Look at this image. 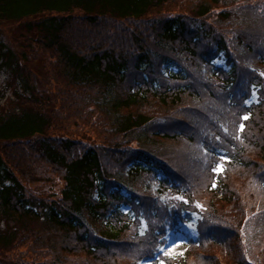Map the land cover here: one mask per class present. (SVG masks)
Segmentation results:
<instances>
[{"label": "trees", "instance_id": "1", "mask_svg": "<svg viewBox=\"0 0 264 264\" xmlns=\"http://www.w3.org/2000/svg\"><path fill=\"white\" fill-rule=\"evenodd\" d=\"M253 1L0 0V264H264V11ZM171 4L190 12L165 20ZM176 116L180 126L160 124ZM47 170L61 188L37 193ZM171 191L188 203H160ZM232 201L249 217L239 229L223 216ZM199 216L184 256L155 258L157 232Z\"/></svg>", "mask_w": 264, "mask_h": 264}, {"label": "rangeland", "instance_id": "2", "mask_svg": "<svg viewBox=\"0 0 264 264\" xmlns=\"http://www.w3.org/2000/svg\"><path fill=\"white\" fill-rule=\"evenodd\" d=\"M164 12L165 13H162L160 15H164V19L167 20L169 18L175 17L176 13H189L190 11H188L187 8L186 9H181L178 5H176V7L173 8L172 4H171V5H169L168 7L165 8ZM194 19L192 20L193 23L199 22L198 20H194ZM144 28L145 27H143V29ZM213 28L218 29L219 25L217 23H214L211 29H213ZM5 30L7 31L8 37H10L14 42H17L19 47L23 46V44H22V42H23L22 33L24 31L23 28H21L18 24H14L13 26H7V28H5ZM16 40H19L21 42H18ZM31 50L32 49H28V51H31ZM35 68H34L35 72L37 71L40 74H44L43 64L37 63L35 65ZM49 79H50V77H49ZM2 82H3V79H2V77H0V84H2ZM9 93H11V92H9ZM161 121L162 122L160 124H163V125H167V124H170V123H177V125L180 126V124H181V123H179L180 120L177 119V116L175 117V120L173 118H171V117H166L165 120H161ZM241 129H243V125L241 126ZM181 143L182 142L175 143V144H173V146H179L180 147ZM185 146H186V144L184 143L183 147H185ZM220 171H222V165L217 161V162H215V165H214V168H213V173H218ZM45 173H47V174L36 185L38 188H40L36 192L39 193L41 191H46V194H48V193H52L53 190H55V189L57 191L60 190L62 182L60 184V181H61L60 178L56 177V176L59 175L58 174L59 172H55V171H52V170H49V171L47 170ZM48 173H54L55 174V175H53L54 183H52V179L53 178L50 179V180L48 179ZM50 183H52L53 187L49 186ZM241 186H244V184H241ZM185 196L186 195H181V194L179 195L177 193H173V191H172L171 193L164 195V200L169 206L177 207L178 203H182L184 205H186L188 203V199H186ZM244 201H245V199H244ZM250 202H251V199L247 198L246 199V204H245L247 206V208L249 207ZM233 203H234V201H232L230 203H226L227 204V208L226 209H232L233 208V211L228 212V210L224 209L223 212L225 213V215H223V216H226L225 220L229 219L227 217H231V216L234 217L235 216V220L234 221L231 220V225L230 226H233V228L237 227V229H239V227L241 225L244 226L245 224H247L246 221L248 220L249 217L248 216L247 217L244 216V210L242 209L241 206H240V208H238L236 206V204L234 205ZM191 206L193 208H195L196 209L195 212L198 215H200V208H201L200 203L198 201L194 200L193 203L191 204ZM221 206L223 207V206H225V204L224 203H220L218 205V207H217V212L218 213L221 211ZM259 206H260V204H259ZM122 210H123V212H127L129 210V208L128 207H123ZM250 212H251V215H252L253 211L250 210ZM182 217L186 218L185 209L183 210ZM199 218H200V216L196 218L194 223H192L193 222L192 221V222L188 223L187 225H186V222H184L183 223L184 231L182 230V232L181 231H177V233H174V232L170 233L169 232L168 234H166L165 237L163 238L164 242L160 246L161 253L156 252V258L159 259L161 256H164V257L165 256H167V257H178V256H182V255L184 256L186 251H187V249H188V247L190 246L189 237L195 236L196 234L200 233V225L197 226V222H198ZM140 224H141V227L139 228L138 233L142 234L147 229V225H146V223L144 222L143 219H142ZM205 224L206 225H204L201 228V231H204L205 226L210 225V223H208V222H206ZM127 228H129V227L126 226L124 229H127ZM237 233H238V231H237ZM120 245L122 246V248H124V245H122V244H120ZM227 246H229V245H227ZM230 246H232L234 248H238V244H235V242L233 244H231ZM225 255H227V254L225 253ZM83 256H85V255H83ZM227 256H229V255H227ZM227 256H226V258L228 259ZM74 261L77 262V263L81 262L83 264H90L89 260H84V257H81V258L76 257L74 259ZM230 261H232V260H230ZM145 263H146V261L143 264H145ZM227 263H228V260L225 261V264H227ZM140 264H142V261L140 262ZM148 264H150V263H148ZM159 264H165V263H163L162 260H161L159 262Z\"/></svg>", "mask_w": 264, "mask_h": 264}]
</instances>
